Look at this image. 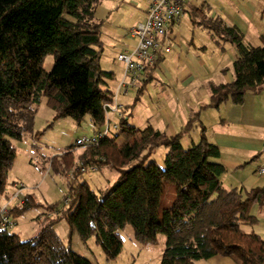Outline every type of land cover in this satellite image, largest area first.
Listing matches in <instances>:
<instances>
[{"label":"trees","instance_id":"trees-1","mask_svg":"<svg viewBox=\"0 0 264 264\" xmlns=\"http://www.w3.org/2000/svg\"><path fill=\"white\" fill-rule=\"evenodd\" d=\"M99 4L100 0H0V207L13 189L6 195L8 173L17 154L12 141L32 131L41 97L54 112V121L69 118L80 127L89 117L92 136L108 126L105 106L113 104L115 93L107 88L113 74L100 63L101 23L95 16ZM208 10L207 5L194 9L192 26L207 30L217 43L233 46L236 57L231 82L206 83L209 102L201 109H218L226 102L242 105L248 92H264V37L260 36L262 46L253 47L244 42L240 29L210 18ZM170 29L164 45H171ZM49 54L54 63L45 72L42 62ZM163 56L142 73L136 100L144 84L154 79ZM198 115H191L173 136L150 126L137 129L121 117L113 136L108 132L79 152L71 144L60 155L57 171L72 172L71 179L76 180L82 174L77 171L81 161L97 169L108 167L116 174L115 182L98 193L87 182L69 185L62 207L47 206L44 218L38 217L37 234L20 241L8 231L10 216L40 206L26 195L8 210L7 225L0 224V264H92L55 232V224L63 220L69 235L77 232L82 240L95 236L108 261L122 251L118 230L130 225L140 244L165 236L160 264H194L218 256L235 264H264V240L243 228L258 223L257 216L251 215L254 206L264 214V185L224 188L221 176L226 168L218 161L219 148L206 139L199 121L200 141L183 148L181 139L192 130ZM158 147L167 149L163 169L150 160L151 151ZM56 161L57 157L50 160L51 168Z\"/></svg>","mask_w":264,"mask_h":264},{"label":"crops","instance_id":"crops-1","mask_svg":"<svg viewBox=\"0 0 264 264\" xmlns=\"http://www.w3.org/2000/svg\"><path fill=\"white\" fill-rule=\"evenodd\" d=\"M211 1L215 3V0ZM211 1L187 0L182 16L170 29L171 52L159 59L154 79L143 86V93L139 99L146 94V103L145 106H141L139 99L136 100L137 89L143 85L140 81L138 87L119 88L124 65L117 57L124 52H130L136 46V39L129 35V30L146 19L152 0H100L95 14L101 23L100 38L103 51L100 63L104 71L113 74L107 88L113 93L118 90L117 106L120 107L117 111L112 108L107 113L109 132L116 129L121 117H127L137 129L150 126L173 136L197 109L208 103L207 82L229 83L233 80L232 70L227 68L225 73H222V78L218 80L213 78L217 76L208 71L202 57L206 47L195 39V28L198 26H192L190 22V15L194 9L207 5L209 7L207 14L210 18H220L226 25L240 29L234 23V17L237 15L234 11H227V7L215 8ZM239 6L244 21L250 25L251 12L254 11V15L258 14V6L253 0ZM255 32L258 35L261 32L262 35V30L255 29ZM212 39L216 41L213 37ZM225 51L233 63L236 57L235 48L229 45ZM200 89L201 93L196 94ZM188 98H191L190 102L185 100ZM200 123L205 129L206 139L219 148L218 161L226 168L221 176L224 188H252L264 185V176L259 178L252 172L247 174L244 172L247 163L257 158L264 162V92L258 94L248 92L242 105L226 102L218 109H202ZM198 128L200 131V127ZM259 169L260 167L258 173ZM20 194L13 200L10 206L12 209L22 203L23 198H20ZM5 200L4 197L1 205L5 204ZM257 211L258 216H255L264 221L263 212L259 208ZM249 231L260 235L253 227L249 228ZM206 263L235 264L231 259L219 256L206 260Z\"/></svg>","mask_w":264,"mask_h":264},{"label":"rangeland","instance_id":"rangeland-1","mask_svg":"<svg viewBox=\"0 0 264 264\" xmlns=\"http://www.w3.org/2000/svg\"><path fill=\"white\" fill-rule=\"evenodd\" d=\"M246 1L249 0H215L214 4L212 1L211 2L215 8L227 7V11L231 10L237 14L234 17V23L240 27L244 35L245 43L253 47L262 46L263 42L260 39L261 32L260 35L255 32V29L262 30V35L264 37V18H261L264 7L262 0H253L255 5L258 6L257 9H259V12L254 15V11L251 10L252 19L250 25L244 21V16L242 12H240L239 5H245ZM261 22L263 24H261ZM195 32V39L197 42L201 41L206 47L204 55L202 56L206 68L217 76L213 77L214 79L218 80L222 78V73L226 68L232 70L231 58L227 51H225V49L229 47V44L217 43L212 37L207 35L209 34L207 30L200 27L195 28ZM199 32H202V34H199ZM199 46H201V44H199ZM222 46L224 50L221 49ZM53 63V55H46L42 62V69L45 72L51 71ZM214 82L217 83L216 81ZM201 91L202 89L196 91V94H200ZM145 97L146 94L145 96L143 94L139 99L141 106H145ZM185 100L190 102L191 98ZM201 110L200 108L194 112H199L198 118L194 121V125L191 128L192 130L181 140L184 149L200 141V131L197 121L200 123ZM126 115L128 114H125V116ZM53 116L54 112L47 107L45 97H41L35 114L32 131L24 132L21 140L12 141V144L16 147L17 154L12 168L8 173L5 191L9 192L14 188L15 183L22 184L23 188L20 192V198L31 195L34 197L37 204H40V206L33 207L23 214L10 216L8 231L17 234L20 241L30 240L37 234L39 230L38 217L44 218L48 213L47 206L57 205L59 208L62 207V199L68 192L69 185L76 187L78 184L87 182L90 188L98 193L100 190L102 191L110 187L116 180V174L106 166H102L97 172L79 174L76 176V180H72L70 175L56 170L60 167L58 163L61 162L60 155L67 152L69 146L76 139L83 136L91 137L93 131L89 117H86L82 125L77 127L69 118L54 121ZM115 133L116 131L112 130L109 136H113ZM193 141L195 142L193 143ZM118 143L121 144L122 140L119 139ZM75 151L79 152L81 149ZM166 152L167 149L164 147L155 148L151 151L150 160H153L157 167L163 169V160ZM53 157H57L58 161L54 164V168H51L50 160ZM259 167L264 168V162L257 158L247 163L244 167V172L246 174L252 172L253 175L259 178L263 177V174L259 175L258 173ZM257 208V206H254L251 209V215L258 216ZM261 212H259V214ZM243 228L249 231L248 228L252 227L244 226ZM253 228L260 233L264 239V221L259 218L258 223L255 224ZM54 229L64 244H70L72 250L76 254L89 260L92 264H160L165 247V236L163 234L158 235L154 243L140 244L135 241L131 226L126 225L118 230L122 242V251L115 260L108 261L105 258L101 246L97 244L95 236L82 240L77 232L69 235L68 225L64 220L55 224ZM194 264L208 263H206V261H195Z\"/></svg>","mask_w":264,"mask_h":264},{"label":"built area","instance_id":"built-area-1","mask_svg":"<svg viewBox=\"0 0 264 264\" xmlns=\"http://www.w3.org/2000/svg\"><path fill=\"white\" fill-rule=\"evenodd\" d=\"M186 2L187 0H152L146 19L130 28L129 35L136 39V46L130 52H124L117 57V60L124 65L123 78L119 88H134L136 83L141 79L145 69L153 67L158 57L171 52V45H164V40L169 36V28L182 16ZM117 94L118 90L114 95L113 104L105 106L106 114L112 108H114V111L120 109L117 106ZM108 132L109 130L106 127L100 133L91 137H80L72 144L78 149L85 148L88 145H95L99 140L105 138ZM97 170L96 166H87L81 161L78 162L77 171L80 173L97 172ZM259 173H264L263 167L259 169ZM69 175L71 178L73 177L72 172ZM22 188V184H16L10 191L8 201L0 207L1 225H7L5 216L8 214L13 200L17 199ZM67 203L68 200H65V204Z\"/></svg>","mask_w":264,"mask_h":264}]
</instances>
